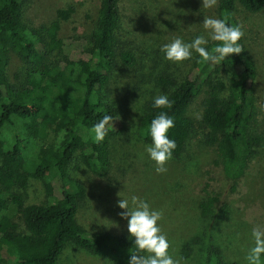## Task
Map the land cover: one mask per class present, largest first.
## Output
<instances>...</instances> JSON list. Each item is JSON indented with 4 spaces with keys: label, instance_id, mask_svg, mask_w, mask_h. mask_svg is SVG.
I'll return each mask as SVG.
<instances>
[{
    "label": "trees",
    "instance_id": "16d2710c",
    "mask_svg": "<svg viewBox=\"0 0 264 264\" xmlns=\"http://www.w3.org/2000/svg\"><path fill=\"white\" fill-rule=\"evenodd\" d=\"M30 0H0V260L4 253L12 264H59L68 244L107 257V264H129L136 252L131 236L109 232L92 233L76 220L77 201L85 195L82 183L68 175L76 152L80 163L96 176L109 168L108 138L120 128H109L104 141L95 143L91 128L105 115L117 121V110L103 97L109 73L118 62L132 66L137 60L122 49L116 37L120 25L119 0H99L97 15L87 37V51L67 54L69 44L59 37L61 23L74 9H60L48 26L32 27L25 20ZM246 13L264 11V0H218L216 14L229 26L238 25L237 8ZM243 51L225 58L221 64L203 62L198 54L187 76L177 81L167 74L156 83L172 102L171 109L147 103L139 122L138 134L151 142L150 122L161 111L174 120L168 132L178 155L193 130L189 108L202 93L201 121L207 128L205 140L216 146L221 172L233 190L264 141L254 131L257 98L253 80L254 59L240 40ZM215 42L206 47L210 50ZM20 59L23 78L11 82L6 68L11 54ZM221 71L227 76L225 80ZM152 143V142H151ZM13 163V167H11ZM55 175L58 194L44 182ZM30 179L44 182L50 196L44 203H24ZM216 196L202 198V212L212 213ZM226 213L227 204H222ZM20 212L23 229L13 220ZM97 241L94 244V241ZM209 264H224L216 247ZM215 251V252H214ZM228 264H237L234 262Z\"/></svg>",
    "mask_w": 264,
    "mask_h": 264
},
{
    "label": "rangeland",
    "instance_id": "374dc122",
    "mask_svg": "<svg viewBox=\"0 0 264 264\" xmlns=\"http://www.w3.org/2000/svg\"><path fill=\"white\" fill-rule=\"evenodd\" d=\"M98 2L30 0L25 20L32 27L48 26L58 10L72 7L74 13L61 23L59 37L70 45L67 54L77 55L90 47L87 37L97 15ZM119 3L120 25L116 37L120 47L132 52L137 60L132 66L118 62L103 87L104 99L117 110L113 127L120 128L108 138V170L96 176L80 163L78 152L70 163L68 175L78 179L85 188L84 197L77 201L76 220L92 233L106 231L116 236H130L127 220L120 215L124 210L118 207V193L122 199L137 196L153 210L163 211L158 224L170 244L169 254L183 258L182 264H209L213 247L218 249L222 263L247 264L246 255L254 246L252 229L264 228V141L231 190L224 181L216 146L205 140L207 128L201 121L202 93L189 108L194 120L193 130L183 150L178 155L172 154L165 165L166 172H156V164L145 150L151 142L138 134L147 103L165 94L156 83L158 76L165 73L177 81L183 79L189 74L197 54L193 52L191 59L173 63L164 58L161 47L176 37L190 43L197 36H207L203 20L204 17L217 18V4L205 9L202 0H119ZM235 17L242 26L245 47L254 59L257 114L253 128L264 138V11L249 14L238 7ZM19 59L12 53L6 68L7 78L13 83L23 78ZM220 74L225 80L224 72ZM44 182L51 185V198H54L58 194L55 175L47 174ZM44 182L28 181L24 203L49 200ZM208 193L215 195L217 201L212 213L204 214L200 203ZM225 203L226 213L222 205ZM13 220L22 230L20 212L13 215ZM13 259L4 253L0 264H12ZM261 260L264 264V255ZM109 261L107 257L68 244L59 264H107Z\"/></svg>",
    "mask_w": 264,
    "mask_h": 264
},
{
    "label": "clouds",
    "instance_id": "9594fccd",
    "mask_svg": "<svg viewBox=\"0 0 264 264\" xmlns=\"http://www.w3.org/2000/svg\"><path fill=\"white\" fill-rule=\"evenodd\" d=\"M203 8L210 9L217 4V0H202ZM202 27L207 36H197L190 43H185L176 37L170 43L164 44L160 51L164 58L173 63H182L192 58V53L198 54L203 62L221 64L226 57L240 54L243 49L240 40L244 36L241 25L229 26L225 19L204 17ZM209 41L215 45L209 50L206 45ZM153 107L157 109H171L172 102L166 94L154 98ZM113 128V118L105 115L92 128L93 141L101 143L108 134L109 128ZM174 127V120L161 111L150 122L148 135L151 145L146 146V152L156 164L158 174L167 171L165 165L172 158L176 148L174 140L170 139L168 132ZM114 129V128H113ZM118 207L124 211L120 213L127 220V230L134 241L135 253H131L129 264H182L183 258H173L169 254L170 244L166 235L162 233L158 222L163 218L162 210H153L150 205L137 196L121 198ZM254 246L246 255L247 264H262L264 255V228L256 226L252 229Z\"/></svg>",
    "mask_w": 264,
    "mask_h": 264
}]
</instances>
